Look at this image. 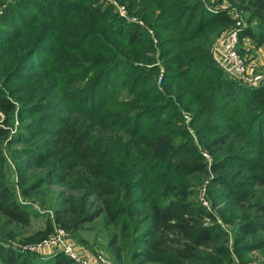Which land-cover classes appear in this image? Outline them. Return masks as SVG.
Segmentation results:
<instances>
[{
    "label": "rangeland",
    "instance_id": "374dc122",
    "mask_svg": "<svg viewBox=\"0 0 264 264\" xmlns=\"http://www.w3.org/2000/svg\"><path fill=\"white\" fill-rule=\"evenodd\" d=\"M50 1L0 0V191H6L10 199L17 201L28 214L25 224L11 220L0 212V244L23 252L34 264H38L57 254L62 246L44 245L35 250L30 247L57 237V230L62 229L65 235L60 239L78 254L83 257L101 254L111 263L120 264L116 258L118 245H111L113 227L106 228L100 218L77 224L73 229L61 225L58 218L65 217L66 209L72 211V206L80 209L84 204L86 213H92L98 203L94 198L85 196L86 190L79 187L78 179L68 176L59 182L53 174L56 161L51 156L59 136L69 123H75L76 128L92 136L94 143L104 139L113 147L120 139L123 142L131 139L125 130L118 128V121L116 126L110 127V121L102 123L92 116V112L100 109L126 115L134 107L133 104L143 107V104L133 100V94L124 84L126 80H131V75L121 78L114 89L110 88L104 98L99 99L100 102L97 99L91 105L88 99L96 76L99 75L101 79L102 73L111 65L109 60L118 57L131 64L129 67L132 75L135 73L138 76L142 74L140 71L152 69V74L145 73L141 82H147L149 86L154 84L158 92L152 94L151 87L146 88V92L156 98L155 103L166 105L171 102L176 106L169 109L172 113L170 128L164 132L140 136L138 145L145 150L165 153L185 142L201 153L207 164L206 170L202 172L188 176L167 174L166 178L159 179L158 186H155L159 191L158 201L165 203L170 198L181 196L196 201L212 212L216 222L227 230L229 237H237V225L245 219L256 218V214H253L254 210L235 206L226 199L224 189L214 181L216 176L210 165L224 155L236 153L259 159L255 141L242 132L241 137L238 134V143L219 144L220 135L230 131L229 127L234 124L223 122L225 120L222 118L223 121L217 118L207 124L212 130L201 132L207 116L200 115V106L192 102L191 91L185 96L187 90L163 81L170 65L164 64V58L160 57L164 48L159 46V41L167 32L162 36L157 35L156 30L127 9L129 16L143 22L142 28L148 32L151 40L133 49L117 39L120 23L123 22L117 20L119 17L134 23L116 11V3L126 6L125 2L65 0L73 8L62 15H52L45 11L46 7H52ZM205 3L206 6L234 9V3L227 0ZM91 4L99 6L100 16H90ZM239 14L243 24L241 31L248 27L255 33L262 31L259 22H248L245 15L243 17V14ZM22 21L28 24L27 28L22 27ZM226 26L217 27L219 31L210 47L216 64L214 46L222 45L229 27ZM238 45L249 74L261 76L259 85L251 88L264 85V45L249 37H239ZM101 88L98 86L97 90ZM3 100H6V106H3ZM114 101H117L116 105L110 106ZM241 172V177L237 178L236 175ZM226 173L231 182L246 178L248 172L231 166L226 168ZM257 189L259 186L254 184L247 191L254 192ZM76 219L71 220L73 225ZM256 219L259 221V218ZM134 227H143L142 230L145 228L139 225ZM139 237L145 239L144 236ZM149 239L155 242L152 245H138L145 255L132 261L129 258L132 248L127 246L129 248L123 252L121 262L127 259L129 264H167L173 255V231L168 227L163 234ZM253 239L251 235L242 243H250ZM126 245H129L128 242ZM209 255L203 252L198 259L182 263L210 264ZM230 257L229 264L235 259L243 263L264 264V249L240 254L231 252Z\"/></svg>",
    "mask_w": 264,
    "mask_h": 264
},
{
    "label": "trees",
    "instance_id": "16d2710c",
    "mask_svg": "<svg viewBox=\"0 0 264 264\" xmlns=\"http://www.w3.org/2000/svg\"><path fill=\"white\" fill-rule=\"evenodd\" d=\"M206 1L121 0L126 3L130 13L143 19L150 28L157 31V35L162 36L167 32L159 41V46L164 48L160 57L164 58V64L170 65L163 81L187 90L185 96L191 91L192 102L200 106V115L207 116L201 132L212 130L207 124L222 118L225 121H221L234 124L229 127L230 131L220 135L219 144L238 143V134L241 137L243 133L255 141L259 159L248 158L240 153L224 155L213 161L210 169L215 173L214 181L224 189L226 199L235 206L254 210L253 214H256L259 221L255 217L245 219L237 225L235 232L238 236L229 237L227 230L216 222L212 212L200 203L182 196L170 198L165 203L158 201L159 191L155 186H158L159 179L166 178L167 174L188 176L202 172L206 170L207 164L201 153L185 142L165 153L145 150L138 145L140 136L164 132L170 128L172 113L169 109L176 106L171 102L166 105L155 103L156 98L146 92L149 87L152 88V94L158 92L154 84L149 86V83L141 82L145 73L152 74V69L140 71L142 74L135 76V73H131V64L120 57H111V65L102 73V78L96 76L95 85L88 96L91 105L97 99L100 102L121 78L131 75V80H126L124 84L133 94V100L143 104V107L133 104L134 107L126 115L100 109L92 112V116L102 123L110 121V127L116 126L118 121V128L125 130L131 141L123 142L120 139L113 147L104 139L94 143L92 136L76 128L75 123H69L59 136L51 156L56 161L54 171L61 172L53 173L56 179L59 182L68 176L78 179L79 187L86 190L85 196L94 198L98 203L92 213H86L84 204L80 209L74 206L72 211L66 209L65 217L58 218L61 225L73 229L77 224L100 218L106 228L113 227L111 245H118L116 258L120 264H129L127 259L121 262L127 248H132L129 258L134 261L145 255L138 245H152L155 240L149 238L163 234L168 227L173 231L175 239L173 255L167 264L196 260L203 252L210 254V264H229L231 252L240 254L264 249V85L258 88L244 86L229 78L213 61L210 47L219 31L217 27H228L235 21L227 8L212 5L216 10L212 11L206 6ZM227 1L234 3V9L243 17L245 15L248 22L256 20L262 26L260 33L248 27L240 31L239 37H249L264 45V0ZM50 3L52 7H46L45 11L52 15H62L73 8L65 0H52ZM90 7V16L101 15L99 6L91 4ZM117 20L123 21L116 35L123 44L134 49L142 42H150L148 32L137 23L127 22L120 17ZM27 26L22 21V27ZM96 86L102 88L97 90ZM5 102L2 101L3 106H6ZM116 102L110 106L114 107ZM234 132L237 133L234 135ZM231 166L247 170L246 178L230 182L226 168ZM241 174L236 177L240 178ZM254 184L259 189L247 191ZM0 212L11 220L27 224V211L17 201L10 199L6 191H0ZM74 218L77 219L73 225L71 220ZM133 225L145 228L136 229ZM251 235L254 239L250 243H242ZM230 241H233L232 247ZM127 242L129 245H126ZM0 261L2 264H34L23 252L2 244ZM38 264L74 263L59 251Z\"/></svg>",
    "mask_w": 264,
    "mask_h": 264
},
{
    "label": "built area",
    "instance_id": "2783aa9c",
    "mask_svg": "<svg viewBox=\"0 0 264 264\" xmlns=\"http://www.w3.org/2000/svg\"><path fill=\"white\" fill-rule=\"evenodd\" d=\"M115 8L120 16L126 17L129 21L137 23L140 27L143 26L142 21L137 20L134 16H129L127 14V8L124 4L116 3ZM208 8L212 11H216L212 6H208ZM229 12L235 22L226 30L222 45L219 46V44H216L214 46V58L219 67L229 78L234 79L244 86L253 87L259 85L261 76L249 74L247 64L238 52L239 33L243 27L242 17L235 9H229ZM64 235L65 231L58 229L57 237L44 240L33 245L30 247V249L35 250L44 245L62 246L59 251L72 259L75 264H91V262H94L95 264H113L101 254L83 257V255L78 254L72 247L64 244L63 240L60 239ZM232 264L254 263H243L235 259Z\"/></svg>",
    "mask_w": 264,
    "mask_h": 264
},
{
    "label": "crops",
    "instance_id": "0c3cea01",
    "mask_svg": "<svg viewBox=\"0 0 264 264\" xmlns=\"http://www.w3.org/2000/svg\"><path fill=\"white\" fill-rule=\"evenodd\" d=\"M91 264H95L94 262H91Z\"/></svg>",
    "mask_w": 264,
    "mask_h": 264
}]
</instances>
